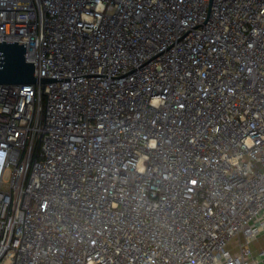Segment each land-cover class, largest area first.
Listing matches in <instances>:
<instances>
[{
  "label": "built area",
  "instance_id": "obj_1",
  "mask_svg": "<svg viewBox=\"0 0 264 264\" xmlns=\"http://www.w3.org/2000/svg\"><path fill=\"white\" fill-rule=\"evenodd\" d=\"M3 41L0 264H264V0H0Z\"/></svg>",
  "mask_w": 264,
  "mask_h": 264
},
{
  "label": "water",
  "instance_id": "obj_2",
  "mask_svg": "<svg viewBox=\"0 0 264 264\" xmlns=\"http://www.w3.org/2000/svg\"><path fill=\"white\" fill-rule=\"evenodd\" d=\"M42 83L52 80L42 79ZM34 63L26 60V43H0V85L37 84Z\"/></svg>",
  "mask_w": 264,
  "mask_h": 264
},
{
  "label": "clouds",
  "instance_id": "obj_3",
  "mask_svg": "<svg viewBox=\"0 0 264 264\" xmlns=\"http://www.w3.org/2000/svg\"><path fill=\"white\" fill-rule=\"evenodd\" d=\"M246 146H251L249 142H246ZM7 159V154L6 153H0V165H3L5 160ZM233 163H236L235 160L232 161Z\"/></svg>",
  "mask_w": 264,
  "mask_h": 264
},
{
  "label": "rangeland",
  "instance_id": "obj_4",
  "mask_svg": "<svg viewBox=\"0 0 264 264\" xmlns=\"http://www.w3.org/2000/svg\"><path fill=\"white\" fill-rule=\"evenodd\" d=\"M262 244H264V239H261L260 242H258L256 244L254 243L252 245V248L256 249L257 247H260ZM3 264H11V260H9V259L5 260Z\"/></svg>",
  "mask_w": 264,
  "mask_h": 264
},
{
  "label": "crops",
  "instance_id": "obj_5",
  "mask_svg": "<svg viewBox=\"0 0 264 264\" xmlns=\"http://www.w3.org/2000/svg\"><path fill=\"white\" fill-rule=\"evenodd\" d=\"M261 239H264V235L261 236V237H260L256 242H254V243L256 244V243L260 242ZM254 243H253V244H254ZM253 244H252V245H253ZM252 249H253V251H255V252H257V251H259V250H262V249H264V244H262L260 247H257L256 249H255V248H252Z\"/></svg>",
  "mask_w": 264,
  "mask_h": 264
}]
</instances>
